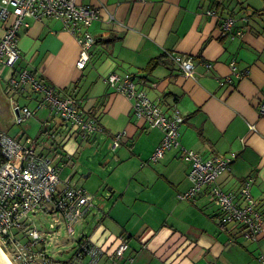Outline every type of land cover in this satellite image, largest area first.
I'll use <instances>...</instances> for the list:
<instances>
[{
    "label": "crops",
    "instance_id": "crops-1",
    "mask_svg": "<svg viewBox=\"0 0 264 264\" xmlns=\"http://www.w3.org/2000/svg\"><path fill=\"white\" fill-rule=\"evenodd\" d=\"M76 3L99 10V18L89 27L95 42L85 67L77 68L80 44L60 19L25 18L27 26L18 33L14 73L26 69L61 96L80 100L86 118L101 130L87 139L80 135L67 138L66 124L56 122L58 118L50 117L48 109L31 117L41 125L40 135L54 134V138H42L44 154L64 146L61 173L73 167L80 145L101 141L111 149L114 137L122 135L119 146L111 149L115 153L112 164L129 168L128 178L125 185L110 187L106 193L110 200L118 198L111 207L100 202L76 224L82 227L89 225L87 219L90 222L88 233L82 227L79 239L89 237L105 251L121 240L128 242L122 259L105 256L99 264H262L264 231L253 241L244 238L239 226L223 225L210 187H203L189 200H180L178 195L191 187L190 164L181 157V147L204 159L234 153L235 161L216 184L238 195L244 181L251 180V196L264 215V115L259 113L264 100V0ZM228 17L235 20L234 37L221 34L222 22ZM10 21L0 19V39ZM172 55L194 60L193 77L183 74ZM155 59L159 64L149 70L148 64ZM7 73L2 69V76ZM111 73L130 74L164 112L175 109L182 115L180 146L167 150L158 162H150V157L163 133L136 119L131 101L106 84ZM0 88L14 119L13 101L19 104L24 99L27 104L23 106L35 104L36 108L38 94L12 97L1 76ZM23 124L12 123L4 133L29 137L23 128L12 133L13 126ZM40 135L36 138L42 140ZM107 164L111 160L102 165ZM77 171L67 173L71 183ZM236 201L241 205L239 196Z\"/></svg>",
    "mask_w": 264,
    "mask_h": 264
},
{
    "label": "built area",
    "instance_id": "built-area-1",
    "mask_svg": "<svg viewBox=\"0 0 264 264\" xmlns=\"http://www.w3.org/2000/svg\"><path fill=\"white\" fill-rule=\"evenodd\" d=\"M45 17L60 19L78 40L81 47L76 63L78 69L85 67L95 42L89 27L99 18L97 8L78 5L76 0H0V19L6 22L11 19L0 39V76L6 84V92L12 97L27 93L39 96L35 109L12 102L15 123L21 125L42 109H48L50 117H57L66 124L67 138L80 135L87 139L101 130L95 122L86 118L80 100L68 95L61 96L55 88L26 69L18 71L16 75L14 73L19 59L18 33L27 26L25 18L42 20ZM234 26L233 18H225L221 34L234 37ZM171 59L185 76L193 77L195 62L191 57L172 55ZM206 67H210V64ZM4 68L8 73L2 76ZM106 84L131 101L132 114L137 120L163 133L150 162H158L167 150L180 146L179 129L184 119L177 110L169 114L164 112L146 96L130 74L120 76L111 73L106 78ZM259 113L264 115V100L259 106ZM40 136L41 139L54 138V134L47 132H42ZM121 137V134L114 137L112 150L119 146ZM42 140L25 136L17 138L0 131V248L9 253L13 264H58L46 252L45 233L32 227V215L44 213L59 216L67 233L73 235L75 225L84 221L95 208L93 196L71 183V176L61 178L64 146L53 147L47 155L43 153L46 146ZM181 157L190 164L188 179L191 187L179 194L178 198L192 199L203 187H210L211 196L221 209V223L237 225L245 239L257 240L264 231V215L259 212L251 196V180L244 181L238 195L225 192L216 184L218 178L230 169L236 154L204 159L197 152L181 147ZM236 196L242 201L241 205L236 201ZM23 237L27 238V243L21 242ZM76 243L77 248L71 259L62 264H99L105 256L120 260L129 250L125 239L109 251L89 237H82ZM261 262L264 264L263 257Z\"/></svg>",
    "mask_w": 264,
    "mask_h": 264
},
{
    "label": "rangeland",
    "instance_id": "rangeland-1",
    "mask_svg": "<svg viewBox=\"0 0 264 264\" xmlns=\"http://www.w3.org/2000/svg\"><path fill=\"white\" fill-rule=\"evenodd\" d=\"M19 104L23 106L27 103L25 104L24 99H21ZM28 107L33 109L35 104L29 105ZM55 121L59 122L60 119H56ZM28 125H30V127H28ZM22 128L26 129L28 136L32 139L40 135L41 125L35 122L34 117L26 121L22 127L17 125L13 126L12 133L14 134L18 129L22 130ZM109 147V145L105 147L104 143L101 144V141L98 142V145H96L95 142L80 145L78 154L73 160V167L67 168V171L63 169L61 173V178H64L67 176V173L73 175L75 171L78 170L76 172L77 174L72 178V182L76 184L77 187H82L93 196V203L95 206L100 205L101 202L111 207L113 202L118 200V198L116 197L114 200H110L106 193H109L110 187L115 186V188H120L125 185L128 173H130V171H128L129 168L112 164L115 153H113ZM106 160H111V165H102ZM106 198L108 199L106 200ZM108 207L107 209H109ZM31 217L33 220L32 227L45 233L46 242L44 246L48 256L58 264H62L71 259L77 248L76 241L81 235V228L84 227L85 233H88L90 228V222L87 219L89 223L88 226L86 223H84L82 227L75 225L73 235H69L66 226L63 225L59 216L54 217L52 215L39 213ZM21 242L27 243L28 240L23 237L21 238ZM5 254H8V258L10 259L9 253Z\"/></svg>",
    "mask_w": 264,
    "mask_h": 264
},
{
    "label": "water",
    "instance_id": "water-1",
    "mask_svg": "<svg viewBox=\"0 0 264 264\" xmlns=\"http://www.w3.org/2000/svg\"><path fill=\"white\" fill-rule=\"evenodd\" d=\"M12 123H15V119L10 108L9 100L6 98L0 88V130L5 132ZM0 264H10L1 250Z\"/></svg>",
    "mask_w": 264,
    "mask_h": 264
},
{
    "label": "trees",
    "instance_id": "trees-1",
    "mask_svg": "<svg viewBox=\"0 0 264 264\" xmlns=\"http://www.w3.org/2000/svg\"><path fill=\"white\" fill-rule=\"evenodd\" d=\"M221 2L217 3V5H219ZM260 11H254V14H260L259 13ZM157 64H159V59H155V60H152L149 64H148V69L149 70H152L154 67L157 66Z\"/></svg>",
    "mask_w": 264,
    "mask_h": 264
},
{
    "label": "bare ground",
    "instance_id": "bare-ground-1",
    "mask_svg": "<svg viewBox=\"0 0 264 264\" xmlns=\"http://www.w3.org/2000/svg\"><path fill=\"white\" fill-rule=\"evenodd\" d=\"M0 250H1V248H0ZM1 252L5 255V257L8 259V261L10 262V264H13V263L11 262V260L8 258V256L4 253V251L1 250Z\"/></svg>",
    "mask_w": 264,
    "mask_h": 264
}]
</instances>
